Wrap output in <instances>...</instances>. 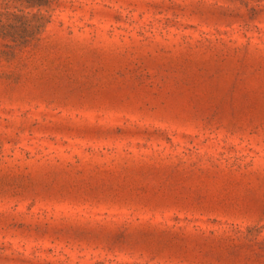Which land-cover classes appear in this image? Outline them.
<instances>
[{
    "label": "rangeland",
    "instance_id": "obj_1",
    "mask_svg": "<svg viewBox=\"0 0 264 264\" xmlns=\"http://www.w3.org/2000/svg\"><path fill=\"white\" fill-rule=\"evenodd\" d=\"M0 264H264V0H0Z\"/></svg>",
    "mask_w": 264,
    "mask_h": 264
}]
</instances>
